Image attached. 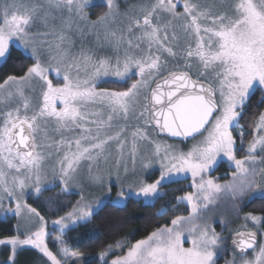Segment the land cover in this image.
I'll list each match as a JSON object with an SVG mask.
<instances>
[{
	"label": "snow or ice",
	"instance_id": "snow-or-ice-1",
	"mask_svg": "<svg viewBox=\"0 0 264 264\" xmlns=\"http://www.w3.org/2000/svg\"><path fill=\"white\" fill-rule=\"evenodd\" d=\"M91 7L107 10L91 20L86 11ZM74 31L94 35L115 55L97 56L83 47L74 53ZM13 47L33 63L23 75H7L0 83V211L35 216L40 227L0 239V245L11 246L10 264L28 245L51 264H91L63 240L57 241L59 255L49 249L44 217L25 199L30 189L35 194L56 186L64 194L78 189L72 210L53 221L64 232L90 221L110 197L113 182L119 188L114 203L135 198L154 206L165 195L164 184L188 174L193 191L171 206L185 204L187 215L174 216L135 243L117 241L100 253L104 264L113 251L119 254L110 264H218L228 251L232 258L225 264H264V241H258L264 215L246 213L244 221L254 227L245 223L244 230L232 231L230 247L224 235L229 213L264 201V111L248 112L257 90V104L264 103V0H138L124 10L118 0H0V67ZM164 54L182 63L168 69ZM51 73L63 83L54 84ZM106 78L132 82L119 91L99 88ZM133 119L143 124L129 132ZM242 120L252 136L238 157L237 136L243 148L247 135ZM149 127L194 143L184 151L158 142ZM144 141L154 146L149 155H141ZM113 145L114 173L101 167L112 158ZM138 160L141 172L158 164L159 177L148 183L137 176ZM221 160L234 169L223 182L209 175ZM82 170L89 187L103 190L101 196L90 198ZM130 172L134 180L125 186ZM5 199L15 206L4 207ZM167 211L163 205L157 214Z\"/></svg>",
	"mask_w": 264,
	"mask_h": 264
},
{
	"label": "trees",
	"instance_id": "trees-1",
	"mask_svg": "<svg viewBox=\"0 0 264 264\" xmlns=\"http://www.w3.org/2000/svg\"><path fill=\"white\" fill-rule=\"evenodd\" d=\"M94 9L93 15L95 16L106 10V7H94ZM32 62L31 59L26 58L22 50L13 47L7 63L0 67V83L7 75H22ZM128 85L129 82L127 84H118L114 81L102 83V86L120 90H124ZM259 94L260 91L253 95L249 101L250 116L253 115V109H255V115L264 110V103L257 104ZM241 123L247 134L245 142H248L252 136V128L243 120ZM222 169L230 171L227 162L220 163L218 170ZM150 180H152V176H150ZM190 185L189 178L165 184V195L158 199L154 206L146 205L143 200L135 198L128 199L124 204L106 202L98 208L90 221L81 222L66 231L64 234L65 243L74 251L94 255L87 258L91 264H101L97 254L108 250L109 246L114 247L117 241L126 244L135 243V241L147 237L156 227L169 223L174 216L187 213L185 204H179L175 210H172L171 206L177 204L176 197L183 196L192 190ZM77 198L78 195L75 193L64 194L56 188H48L38 196L29 195L27 202L41 215L52 219L66 213L75 204ZM163 205H167L169 211L164 215H158L157 212ZM243 209L264 215V201L253 200L243 205ZM16 223L14 216L0 218V239L14 235ZM51 245L54 247L53 244Z\"/></svg>",
	"mask_w": 264,
	"mask_h": 264
},
{
	"label": "rangeland",
	"instance_id": "rangeland-1",
	"mask_svg": "<svg viewBox=\"0 0 264 264\" xmlns=\"http://www.w3.org/2000/svg\"><path fill=\"white\" fill-rule=\"evenodd\" d=\"M95 2L99 3V0H95ZM118 2L120 4L121 10H124L129 5L137 3L138 0H118ZM106 10H104V11H106ZM177 10L178 11H182V8H178ZM86 11L90 13L89 19H91V20H95L97 18V16H99L100 14H102L104 12L103 11V12H101V13H99V14L94 16L93 15V13L95 11L94 7L88 8V9H86ZM71 36H72V38L75 41V47L73 49L74 53L79 52L81 47H83L84 49H94L96 51L97 56H114L115 55V53L107 45H103V46L98 45L97 42H96V37L94 35H92V34H87L86 33L84 37H81L79 33L74 31V32L71 33ZM142 47H143V45H142ZM163 58L168 60V64H167V68L168 69H174L175 65L178 62L182 63V61H177V60H174V59H171V58L167 57L166 54H164ZM165 73H167V71H163L161 73V75H163ZM17 76H20V75H17ZM49 78L53 80L54 84H58V83L62 84L63 83L62 79H57L55 77V73H51ZM137 78L138 77H136V76L132 77L133 80L137 79ZM107 81H113V80L111 78H106L105 81L99 82L98 87L99 88L112 89V90H118V91L120 90V89H116V88H110V87L102 86V83L107 82ZM128 82H129V85H130V83L132 81L130 80ZM38 92H39V88L37 86V92L34 93L33 95L34 96L38 95ZM34 103H35V100H34ZM59 106L60 105L58 103V107ZM138 123L142 125L143 121L142 120L137 121L135 119L129 121V125H130L129 132L131 131L132 127H134ZM238 131H240V129L234 130L233 134L236 135ZM148 132L150 134V138L151 139L156 140L158 142H162V143H166V144H170V145L176 146L179 149L184 150V151H187L188 148L191 147L192 143H194L193 140H189L187 142H184V141H180V140H173V139H170V138H168L166 136H160L159 134H157L158 131L156 129L152 128V127L148 128ZM73 134L74 133H66V135H68V136H71ZM76 134H78V133H76ZM55 138L59 139V135H56ZM197 139H200V137H197ZM153 147L154 146L151 143L147 142V141L142 142L141 145H140L141 155H149V154H151V152L153 151ZM246 147H247V142H245V141H244V147L243 148L240 147V140H239V137L237 136V149H238L237 156L238 157L245 155ZM112 149H113L112 158L109 159L107 164L101 163V167L102 168L111 169L113 171V173H114L115 172V156H116L115 145L112 146ZM222 162H227V161L226 160H221L218 163V166ZM51 163L52 162L49 161V165ZM218 166L214 170H212L209 173V175H211L212 177H219L221 182L229 179L230 178V173L234 169L230 168L229 165H228V167L230 168V171L227 172L226 170H223V169L222 170H218ZM136 167H137L136 175L137 176H143V178L148 183L153 182L155 179H157L159 177V165L158 164L153 165V167L148 169L146 172H141L140 171V164H139V160H138ZM129 168L131 169V163H129ZM121 174H123V170L122 169H121ZM150 176H152V180H150ZM81 178L85 181L84 188H85V191L87 193H90V198L102 195V192H103L102 189H99V188H97L95 186L89 187V185L87 183L86 170H82ZM184 178L185 177H182L180 179H184ZM186 178H189L190 179V183H192L190 174H188ZM133 180H134V176L130 172L129 175H128V178L124 181L125 186L128 183H131ZM113 181H115V176L114 175H113ZM164 185L162 186V192L163 193H165V191H166V188H165ZM51 188H56L57 190L60 191L58 186L51 187ZM118 190H119L118 186L115 184V182H113L112 189H111V195H110L109 198H105V203L106 202H113L114 203V201L116 200V194H117ZM77 191H78V189H75L73 193H75ZM191 191H193V189ZM40 194H35L34 191H32L30 189L28 191V194L26 195L25 199L27 201V198H28L29 195L38 196ZM78 199H79V195H78L77 200ZM124 203L125 202L118 203V204H124ZM3 206L4 207H9V206L14 207L15 205H14V202H11V201L5 199L4 202H3ZM71 210H72V207L67 212H69ZM249 212H251V211L243 209V205H242L241 206V210H240L238 215L237 214H233V213H229V215H228L229 227H228V230H226L224 232V235L228 237L227 244L229 245V247H230L232 231H235L237 229L244 230L241 226L244 225L245 223H247L248 228H253L254 227V225H253V223L251 221H247L246 222L243 219L244 215L246 213H249ZM66 213H64L62 216H64ZM251 213H253L255 215H258V216L263 215L261 213H254V212H251ZM179 215H187V213H182V214H179ZM8 216H14L16 218V222H17L16 223V233L14 235H12V236H15L17 234H27V233H30V232H35L40 227V221L35 216H29L27 213H25L22 216L17 217V216H15L12 213L5 214L3 211H0V218H6ZM41 216H43V215H41ZM57 219H59V217L52 218V219H48V218L44 217L45 227H46V231H47V235L45 237V242L47 243V245H48L50 250H52L54 253H57L59 255V253H58L59 244L57 242L58 239L59 240H63L64 243H65V237H64L65 232L68 231L70 228H72L74 226L70 227L69 229L64 230V232H61L60 229H59V226L53 224V221L57 220ZM214 226H215V228H216V230L218 232L221 231V225L218 222V220L215 222ZM8 237H11V236H8ZM8 237H4V238H1V239H6ZM21 238H23V235L21 236ZM260 241H264V236H260ZM122 243H124V242H122ZM51 244H53L54 247ZM124 244L127 245L126 243H124ZM65 245H66V243H65ZM185 246L187 247V246H189V244L186 242ZM70 250L74 251L72 249H70ZM108 251H109V249L106 250V251H103V252H108ZM74 252H77V251H74ZM78 253H81V252H78ZM100 253H102V252H100ZM100 253L97 254V257L99 258L101 264H104V261L100 259ZM81 254H83L86 259L88 257L94 256L92 254H86V253H81ZM116 254H119V253L113 251L105 258L109 262V264H110V261L113 258V256L116 255ZM10 255H11V246L10 245H0V264H10V261H9V256ZM252 255H253V253H252V251H250L248 253V258H252ZM231 258H232L231 251H228V252H226L224 254V256H222L218 260V264H225V260L226 259H231ZM15 264H51V262L46 257H44L43 254H41L39 252V250H37V249L33 248L32 246L28 245V246H22V248L18 249L16 257H15Z\"/></svg>",
	"mask_w": 264,
	"mask_h": 264
},
{
	"label": "water",
	"instance_id": "water-1",
	"mask_svg": "<svg viewBox=\"0 0 264 264\" xmlns=\"http://www.w3.org/2000/svg\"><path fill=\"white\" fill-rule=\"evenodd\" d=\"M163 75H167V73H165V74H163ZM162 75V76H163ZM193 78H195V77H193ZM157 130V129H156ZM158 131V130H157ZM160 136H166V137H168V138H170V139H173V140H180V141H184V142H187V141H189V140H192V139H188V140H184L183 138H173V137H170L167 133H160L159 134ZM258 241H260V235L258 234ZM230 246H231V241H230ZM251 250H249V252H250ZM248 252V253H249Z\"/></svg>",
	"mask_w": 264,
	"mask_h": 264
},
{
	"label": "flooded vegetation",
	"instance_id": "flooded-vegetation-1",
	"mask_svg": "<svg viewBox=\"0 0 264 264\" xmlns=\"http://www.w3.org/2000/svg\"><path fill=\"white\" fill-rule=\"evenodd\" d=\"M194 77H195V76H194ZM258 91H259V90H257L256 93H258ZM256 93H255V94H256ZM260 96H261V93L258 95V98H259V99H260Z\"/></svg>",
	"mask_w": 264,
	"mask_h": 264
}]
</instances>
